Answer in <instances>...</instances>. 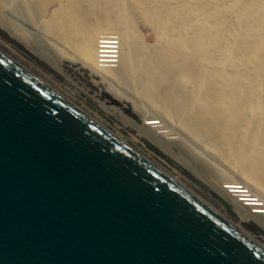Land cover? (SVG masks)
Wrapping results in <instances>:
<instances>
[{
	"label": "bare ground",
	"instance_id": "1",
	"mask_svg": "<svg viewBox=\"0 0 264 264\" xmlns=\"http://www.w3.org/2000/svg\"><path fill=\"white\" fill-rule=\"evenodd\" d=\"M137 21L150 27L154 43L144 41ZM0 30L6 50L14 42L61 73L63 61L86 69L143 122L97 98L101 107L147 130L169 157L206 172L242 221L264 228V0H0ZM100 46L111 58L100 59ZM155 118L163 129L151 125Z\"/></svg>",
	"mask_w": 264,
	"mask_h": 264
},
{
	"label": "water",
	"instance_id": "2",
	"mask_svg": "<svg viewBox=\"0 0 264 264\" xmlns=\"http://www.w3.org/2000/svg\"><path fill=\"white\" fill-rule=\"evenodd\" d=\"M0 264H264V252L0 46Z\"/></svg>",
	"mask_w": 264,
	"mask_h": 264
},
{
	"label": "rangeland",
	"instance_id": "3",
	"mask_svg": "<svg viewBox=\"0 0 264 264\" xmlns=\"http://www.w3.org/2000/svg\"><path fill=\"white\" fill-rule=\"evenodd\" d=\"M50 9L51 7L49 8V11ZM143 23L144 22L137 21V29L143 36L144 41L152 44L155 41L154 33L146 23ZM7 40L8 36L2 30H0V46L5 50L6 47L1 45V41L7 42ZM10 44L12 45V47L10 46L11 50L6 51L12 54L18 61L46 79L53 86L66 93L77 104H79L85 110V112H88L89 110V114L92 115L95 113L94 115L103 119L102 121L107 124L108 128L111 130L114 129L118 133H121L122 136L127 139V142L130 146L135 148H143L144 154H146V156L148 155L149 158H151V155L153 158L159 161L168 171L173 173L175 180L183 184L197 197L203 201L205 200L204 202L214 207L217 211L223 213L224 216L227 217V219L233 224H238V226L240 225L245 232L248 234L250 233V236H254V238L260 241V243L264 246V228L253 220L242 221L239 212L235 210L225 198H223L220 194H217L209 187V178L206 176V172H201L199 169L188 167L183 163L178 162V160L169 157L166 154L167 152L163 150V146L161 147L157 139H155L157 142L156 144L154 137H151L147 130L145 132V129L143 130L142 128L133 126V124L129 122L127 124V122L123 119L108 112L99 105L97 98H99L100 101H103L106 106L119 107L122 111L123 117L132 120L139 126L143 120L141 116L139 117V115L133 111L131 103L125 104L122 101H119L117 97L113 98L114 95L98 83L97 85H94L96 83L93 81L92 77L89 76V72L86 69L78 68V65L75 67L70 66L69 63L63 61L62 70L64 71L61 73L55 68L51 67L50 63L39 58L32 52L24 50L20 45L14 42H10ZM103 90H105V92ZM151 121L152 126H157L160 129H163L161 128L162 122H160L159 119L155 118L151 119ZM150 137L152 141H150ZM238 183L239 181L236 184L242 186L239 187V189H248L244 187L243 183ZM226 184L232 183L228 181L225 183V185ZM249 193L251 194L252 192ZM250 196L251 195H249V197ZM253 197L257 198L256 196ZM258 201L262 202L261 200Z\"/></svg>",
	"mask_w": 264,
	"mask_h": 264
},
{
	"label": "built area",
	"instance_id": "4",
	"mask_svg": "<svg viewBox=\"0 0 264 264\" xmlns=\"http://www.w3.org/2000/svg\"><path fill=\"white\" fill-rule=\"evenodd\" d=\"M106 44V43H105ZM101 47V46H100ZM103 48V47H101ZM115 54V53H114ZM107 55H111V52H107V50H104L103 48V56H100V59H108L111 58V56H107ZM113 58V57H112Z\"/></svg>",
	"mask_w": 264,
	"mask_h": 264
}]
</instances>
